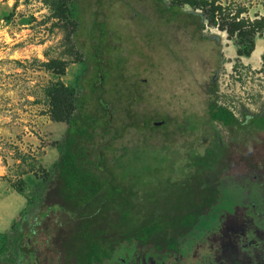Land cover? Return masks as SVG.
Segmentation results:
<instances>
[{
	"label": "rangeland",
	"instance_id": "obj_1",
	"mask_svg": "<svg viewBox=\"0 0 264 264\" xmlns=\"http://www.w3.org/2000/svg\"><path fill=\"white\" fill-rule=\"evenodd\" d=\"M216 1L230 12L245 11V18L264 16V0ZM74 3L73 16L65 21L55 18L46 0H0V264H15L19 235L15 223L26 219L32 227L39 212L31 211L39 205L45 179L60 157L57 143L64 139L67 125L51 120L46 90L61 79L78 95L89 93L95 58L103 62H98L99 76L111 59L114 77L124 74L120 84L144 93L142 109L147 120L159 124L157 130H146L145 137L128 136L122 144L129 150L144 146L147 165L157 169L154 159L166 158L161 170L168 172L169 179H179L182 170L177 166L189 162L191 151H204L211 142L208 136L213 134L220 146L229 147L228 161L233 166L220 182V200L181 245L183 252L192 246L196 259L206 253L222 259L228 232L245 231L244 218L260 225L264 221V216L255 219L252 202L240 201L252 199L263 211L249 170L264 164V133L232 135L222 124L210 122L209 105L215 99L241 122L264 111V36L257 38L256 53L239 57L238 41L228 33L207 25L208 39L200 41L178 22L167 23L153 0ZM53 60L67 64L64 76L47 70L46 63ZM100 84L114 119H124L125 113L111 97L117 94L114 81ZM214 172L219 174L221 169ZM21 181L25 182L23 195L14 188ZM119 257L130 264L175 260L153 246L136 244Z\"/></svg>",
	"mask_w": 264,
	"mask_h": 264
},
{
	"label": "trees",
	"instance_id": "obj_2",
	"mask_svg": "<svg viewBox=\"0 0 264 264\" xmlns=\"http://www.w3.org/2000/svg\"><path fill=\"white\" fill-rule=\"evenodd\" d=\"M46 1L53 7L55 18L66 21L73 16L74 0ZM153 1L167 23L178 22L200 41L208 39L204 35L207 25L228 33L231 40L238 41L239 57H251L257 38L264 36V16L245 18V11L230 12L216 0ZM92 61L95 70L89 93L78 95L61 79L46 90L51 120L65 123L67 130L57 143L60 157L45 179L40 203L31 211L39 212L32 227L26 219L15 223L14 229L19 231L17 246L33 245L23 240L26 234L20 231L37 230L35 237L40 242L34 245L61 248L55 254L63 255V261L70 264H105L134 244L175 249L178 239L196 229L206 212L218 204L220 182L233 166L228 161L229 147L220 146L213 134L208 136L206 140L211 142L204 151H191L189 162L177 166L182 170L180 178L169 179L168 172L161 170L168 159L155 158L154 169L146 164L144 146L129 150L122 144L128 136L145 137L146 130H157L142 109L144 93L120 84L124 74L114 77L115 62L111 59L103 76L98 75V62H103L96 58ZM45 66L58 76L67 71L63 61L53 60ZM108 79L114 81L117 94L110 91V95L125 113L124 119H114V111L104 97L100 82ZM133 87L137 89L136 84ZM209 117L211 123L222 124L232 135L264 133V111L241 122L214 99ZM142 141L146 145V140ZM216 169L221 172L217 174ZM253 170L257 180L252 178L251 182L264 188V164ZM211 174H215L214 182ZM14 188L23 195L25 182Z\"/></svg>",
	"mask_w": 264,
	"mask_h": 264
},
{
	"label": "flooded vegetation",
	"instance_id": "obj_3",
	"mask_svg": "<svg viewBox=\"0 0 264 264\" xmlns=\"http://www.w3.org/2000/svg\"><path fill=\"white\" fill-rule=\"evenodd\" d=\"M249 172H252L254 174V171L251 169L249 170ZM254 177H256L257 179L256 175L252 176V178ZM251 183L253 184L254 182ZM258 184L259 183L257 184L254 183L253 185L255 186L257 185L256 188L257 190L256 194L258 196L257 200L261 203L263 211L260 210L258 204L255 203L254 200L240 198V201L242 200L241 204H243V201L248 203L252 202L251 206L255 208L257 212L255 215V219L256 217L261 216L262 218L264 216V188L263 185L261 184L258 185ZM240 201L237 200L236 201L238 202L237 204H239ZM244 221L245 224L247 225L245 231L239 232L240 234L236 231L235 232L237 234L236 233L229 234L228 232V234L225 235L226 236L225 242L228 243V245L226 251L222 255L223 258L219 260H215V255L213 253H210L209 255H207L206 253L204 254L205 255L204 257L202 256L200 259H196L195 256L193 255L194 250H192L191 248L192 246L186 247L185 252H183L184 247L181 246L182 243L186 241L196 231V229L191 231L188 235L180 237L178 239L179 244L175 249H169V248L158 249L155 247L154 248L156 251L160 253H166V254L170 253L171 255L175 256V260L173 262L165 263V264H264V228H263L264 221L263 222L260 221L261 225L258 223H254L253 222L254 220L249 218L248 219L244 218ZM256 221L259 222L258 219ZM20 233L26 234L25 238L27 237L28 239L25 240L24 238L23 240L33 245L18 246V254L16 257L15 264H70V263H66V261L65 262L63 261V259L65 258L63 255L55 254V252L59 253L58 251L61 248L53 247V246L44 247L42 245H34L35 241L40 242L35 237V235L39 234V231L37 230L20 231ZM228 238L230 239L229 241ZM182 256H190L191 258L189 260L187 257L182 258ZM73 264H76V262H74ZM105 264H130V263H128L127 260H124L116 256L112 261L106 262ZM142 264H144V262Z\"/></svg>",
	"mask_w": 264,
	"mask_h": 264
},
{
	"label": "water",
	"instance_id": "obj_4",
	"mask_svg": "<svg viewBox=\"0 0 264 264\" xmlns=\"http://www.w3.org/2000/svg\"><path fill=\"white\" fill-rule=\"evenodd\" d=\"M155 125H157V126H158L159 124H155Z\"/></svg>",
	"mask_w": 264,
	"mask_h": 264
}]
</instances>
